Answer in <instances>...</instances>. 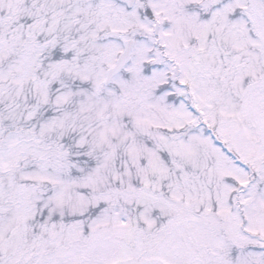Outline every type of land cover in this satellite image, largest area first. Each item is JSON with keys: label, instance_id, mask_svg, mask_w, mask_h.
I'll use <instances>...</instances> for the list:
<instances>
[{"label": "snow or ice", "instance_id": "obj_1", "mask_svg": "<svg viewBox=\"0 0 264 264\" xmlns=\"http://www.w3.org/2000/svg\"><path fill=\"white\" fill-rule=\"evenodd\" d=\"M0 264H264V0H0Z\"/></svg>", "mask_w": 264, "mask_h": 264}]
</instances>
